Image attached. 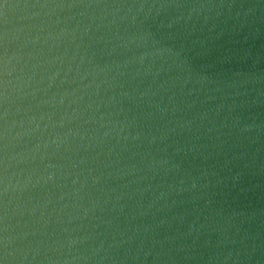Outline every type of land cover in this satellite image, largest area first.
<instances>
[{
  "label": "water",
  "instance_id": "obj_1",
  "mask_svg": "<svg viewBox=\"0 0 264 264\" xmlns=\"http://www.w3.org/2000/svg\"><path fill=\"white\" fill-rule=\"evenodd\" d=\"M0 264H264V0H0Z\"/></svg>",
  "mask_w": 264,
  "mask_h": 264
}]
</instances>
